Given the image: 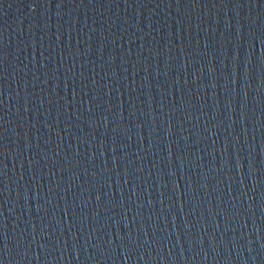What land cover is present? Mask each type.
<instances>
[{
  "label": "water",
  "instance_id": "obj_1",
  "mask_svg": "<svg viewBox=\"0 0 264 264\" xmlns=\"http://www.w3.org/2000/svg\"><path fill=\"white\" fill-rule=\"evenodd\" d=\"M0 264H264V0H0Z\"/></svg>",
  "mask_w": 264,
  "mask_h": 264
}]
</instances>
